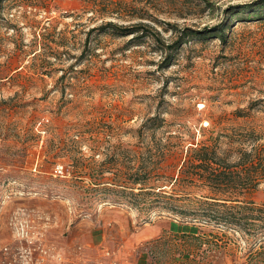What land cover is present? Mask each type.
<instances>
[{"label": "rangeland", "instance_id": "1", "mask_svg": "<svg viewBox=\"0 0 264 264\" xmlns=\"http://www.w3.org/2000/svg\"><path fill=\"white\" fill-rule=\"evenodd\" d=\"M258 1L0 0V264H126L138 249L147 264H263L260 235L157 195L190 147L264 133V16L236 21ZM244 198L264 204V182Z\"/></svg>", "mask_w": 264, "mask_h": 264}, {"label": "trees", "instance_id": "2", "mask_svg": "<svg viewBox=\"0 0 264 264\" xmlns=\"http://www.w3.org/2000/svg\"><path fill=\"white\" fill-rule=\"evenodd\" d=\"M239 13L236 21L263 18L264 0H259L253 7L250 4L242 5L240 11H236V14ZM106 25L117 35L139 30L113 23ZM187 30L198 36L202 34L201 31ZM210 30L212 36L223 38V25ZM185 34L183 32L182 36ZM237 112L236 117L246 116L241 111ZM240 126L217 132L210 137V144L200 142L190 147L178 176L169 184L174 192H159L157 195L167 199V203H164L167 204L166 208L196 222L214 223L236 228L249 235H260L261 240L254 252L264 264V204L256 205L244 198L247 191L260 181L264 182V133ZM132 181L140 182L134 178ZM191 187L200 190L201 194L191 195ZM189 236L199 238L198 235H184L186 238ZM215 238L223 239L218 235Z\"/></svg>", "mask_w": 264, "mask_h": 264}, {"label": "crops", "instance_id": "3", "mask_svg": "<svg viewBox=\"0 0 264 264\" xmlns=\"http://www.w3.org/2000/svg\"><path fill=\"white\" fill-rule=\"evenodd\" d=\"M155 228L157 227H154V226H144V227H141V228H138L135 232H134V236L133 237H125V240L122 241V246H121V249L120 251H118V253L122 252V254H125V252L127 254H131L136 251V248H137V243L140 242V240H143V239H147L151 236H153V231H155ZM93 241L94 242H91V246H94L96 247L95 245H102L103 242H104V238H102L101 240H98L97 237L93 238ZM125 241V242H124ZM99 251H102L99 249ZM147 253H145L144 251L142 252L141 249H138L135 257H133V259H129V261L126 262V264H128L130 262V264H147ZM117 262V264H121V262H123L121 259L120 261ZM83 264V263H81Z\"/></svg>", "mask_w": 264, "mask_h": 264}, {"label": "built area", "instance_id": "4", "mask_svg": "<svg viewBox=\"0 0 264 264\" xmlns=\"http://www.w3.org/2000/svg\"><path fill=\"white\" fill-rule=\"evenodd\" d=\"M62 171H63V169H62V167H61L60 165H56V166L54 167V173H55V174H57V175H61V174H62Z\"/></svg>", "mask_w": 264, "mask_h": 264}]
</instances>
